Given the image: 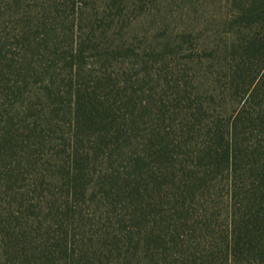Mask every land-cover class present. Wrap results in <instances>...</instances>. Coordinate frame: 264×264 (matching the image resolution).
Segmentation results:
<instances>
[{"label":"trees","instance_id":"16d2710c","mask_svg":"<svg viewBox=\"0 0 264 264\" xmlns=\"http://www.w3.org/2000/svg\"><path fill=\"white\" fill-rule=\"evenodd\" d=\"M0 242L264 264V0H2Z\"/></svg>","mask_w":264,"mask_h":264},{"label":"rangeland","instance_id":"374dc122","mask_svg":"<svg viewBox=\"0 0 264 264\" xmlns=\"http://www.w3.org/2000/svg\"><path fill=\"white\" fill-rule=\"evenodd\" d=\"M2 0H0L1 2ZM163 35H164V31H161L159 29H154L153 31L151 32H148L147 33V43L148 44H152L153 46H158V43H159V39H162L163 38ZM94 208V207H93ZM2 243L0 242V264H22V261H23V258H19L20 261L16 260V259H9L10 256L6 255L5 254V250L4 247L1 246ZM80 247L78 246V249ZM28 260L30 261V263H26V264H43V263H38L34 261V255L32 254H29L27 256ZM46 264H84V263H78L77 261H72L71 259H61V258H58L57 259H54L53 261L51 262H48ZM89 264H96V263H89ZM109 264H120L118 262H111ZM121 264H124V263H121ZM131 264H135V263H131Z\"/></svg>","mask_w":264,"mask_h":264}]
</instances>
